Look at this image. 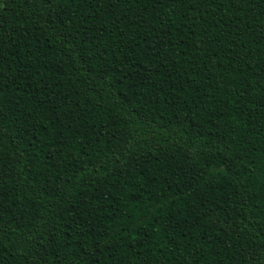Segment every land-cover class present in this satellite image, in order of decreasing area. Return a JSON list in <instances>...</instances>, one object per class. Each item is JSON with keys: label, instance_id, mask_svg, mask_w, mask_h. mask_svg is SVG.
I'll return each mask as SVG.
<instances>
[{"label": "trees", "instance_id": "16d2710c", "mask_svg": "<svg viewBox=\"0 0 264 264\" xmlns=\"http://www.w3.org/2000/svg\"><path fill=\"white\" fill-rule=\"evenodd\" d=\"M0 264H264V0H1Z\"/></svg>", "mask_w": 264, "mask_h": 264}, {"label": "rangeland", "instance_id": "374dc122", "mask_svg": "<svg viewBox=\"0 0 264 264\" xmlns=\"http://www.w3.org/2000/svg\"><path fill=\"white\" fill-rule=\"evenodd\" d=\"M3 6L2 1L0 0V8Z\"/></svg>", "mask_w": 264, "mask_h": 264}]
</instances>
